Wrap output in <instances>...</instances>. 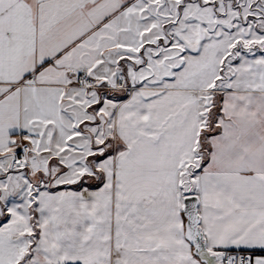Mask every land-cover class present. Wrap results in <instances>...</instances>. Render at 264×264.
Returning a JSON list of instances; mask_svg holds the SVG:
<instances>
[{
  "label": "snow or ice",
  "instance_id": "obj_1",
  "mask_svg": "<svg viewBox=\"0 0 264 264\" xmlns=\"http://www.w3.org/2000/svg\"><path fill=\"white\" fill-rule=\"evenodd\" d=\"M0 264H264V0H0Z\"/></svg>",
  "mask_w": 264,
  "mask_h": 264
}]
</instances>
